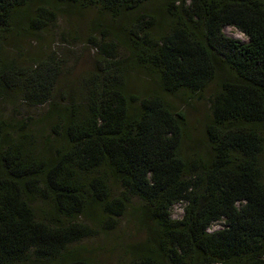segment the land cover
<instances>
[{
	"label": "trees",
	"instance_id": "obj_1",
	"mask_svg": "<svg viewBox=\"0 0 264 264\" xmlns=\"http://www.w3.org/2000/svg\"><path fill=\"white\" fill-rule=\"evenodd\" d=\"M30 1L0 0V98L18 92L31 105L48 103L64 143L48 144L40 159L0 120V264H93L69 245L94 234L90 221L123 215L132 197L142 201L138 221L147 237L126 264H264L258 163L264 2L173 0L168 33L155 39L148 30L152 17L141 15L121 34L113 33L115 42L100 45L107 59L117 43L126 46L130 63L156 75L169 93L197 92L217 77L205 124L207 157L197 160L182 154L181 110L158 93L125 91L126 60L97 62L84 79L87 109L81 110L72 98L63 104L55 99L60 65L54 57L26 69L3 58V34ZM40 1L50 8L39 7L36 16L53 22L55 4L95 5L118 16L150 0ZM226 26L246 42L226 36ZM225 67L229 72L223 74ZM109 176L122 187L117 194ZM36 194L47 205L40 213L31 200ZM176 201L182 202L179 218L170 214ZM215 220L221 227L208 230Z\"/></svg>",
	"mask_w": 264,
	"mask_h": 264
},
{
	"label": "rangeland",
	"instance_id": "obj_2",
	"mask_svg": "<svg viewBox=\"0 0 264 264\" xmlns=\"http://www.w3.org/2000/svg\"><path fill=\"white\" fill-rule=\"evenodd\" d=\"M172 1L150 0L132 11H122L118 16L95 5L79 7L76 4H55V19L48 22L50 18L46 15L36 16V12L39 7L48 10L50 6L40 0H31L20 11L18 23H13L11 30L3 34V58L18 68L26 69L42 59L54 57L60 65L55 99L62 103L63 99L72 98L81 110L87 109L84 79L95 70L97 62L102 59L106 62L126 60L125 91L137 96L158 93L173 110H181L184 114L182 154L204 160L208 152L205 124L211 117L209 100L217 89V77L212 78L200 91L181 88L169 93L162 88L156 75L130 63V52L123 44L117 43L110 59H107L109 53L100 49L101 44L115 42L113 33L121 34L122 29L128 28L141 15L152 17L148 30L155 39L168 33L171 21L167 10ZM43 23L47 25L43 26ZM223 33L239 42H246V37L232 26L224 27ZM227 72L229 70L225 67L222 73ZM48 109V103L31 105L18 92L0 98V120L5 123L6 130L15 138L25 141L24 148L40 159L45 157L43 150L48 144L61 147L64 143L60 135V121L49 115ZM261 134L263 145L258 154V163L264 182V121ZM109 178L110 187L117 194L122 187ZM31 200L37 213L47 208L41 195L36 194ZM141 205L139 198L132 197L123 215L103 214L99 220L90 221L94 234L71 243L69 247L78 248L93 264H126L133 258L135 245L143 243L147 237V230L138 221ZM170 214L173 218L182 215L181 201L174 202ZM221 225V220L212 221L208 230Z\"/></svg>",
	"mask_w": 264,
	"mask_h": 264
}]
</instances>
